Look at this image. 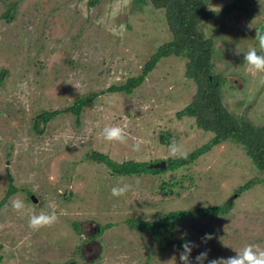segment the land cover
<instances>
[{"label":"rangeland","instance_id":"1","mask_svg":"<svg viewBox=\"0 0 264 264\" xmlns=\"http://www.w3.org/2000/svg\"><path fill=\"white\" fill-rule=\"evenodd\" d=\"M92 1L0 0V69H6L0 83V199L9 176L15 188L0 207V264H181L185 240L198 245L192 264L206 250L211 260L233 257L248 244L264 248L263 184L235 191L264 173L238 143L222 141L186 165L157 173L113 174L88 156L98 150L117 161L154 162L172 157L173 138L189 152L213 135L193 116H176L197 89L184 74L185 57H162L130 93L108 88L139 73L156 47L171 38L163 9L132 0ZM231 1L205 0L216 13L200 27L213 41L221 103L264 126V73L253 74L244 62L249 48L261 51L255 33L264 31V0H242L223 12ZM11 4L14 15L4 17ZM90 92L95 95L78 115L60 111L45 123L39 119L35 128L41 111L65 108ZM107 125L124 127L127 144L105 141ZM137 139L141 150L134 152ZM121 177L132 187L116 197L111 189ZM17 198L25 205L20 212L12 208ZM222 203L232 205L222 214L179 220L162 237L126 222ZM41 211H55L59 220L33 231L29 217ZM96 224L103 229L94 227L97 243L90 241V249L82 242ZM205 234L213 239L202 242Z\"/></svg>","mask_w":264,"mask_h":264},{"label":"trees","instance_id":"2","mask_svg":"<svg viewBox=\"0 0 264 264\" xmlns=\"http://www.w3.org/2000/svg\"><path fill=\"white\" fill-rule=\"evenodd\" d=\"M94 1L96 0L92 2ZM132 2L136 5L149 2L155 7L163 9L164 17L172 36L169 40L164 41L156 47L143 63L139 73L128 76L123 82L111 84L108 87L109 90L130 93L133 88L142 83L148 72L154 68L162 57L169 55L185 57L184 74L195 81L197 89L190 102L176 111V116L178 118L182 116H193L199 127L204 130L213 131V135L204 143L187 152V158L180 156L166 158V166L164 168L148 166L153 160H134L129 158L117 161L110 158L107 153L98 150H92L88 153V156L99 162H104L113 174L132 175L134 173L141 174L145 172L157 173L186 165L202 153L210 150L214 145L225 140H231L238 143L251 158L258 170L264 173V126L254 125L248 120L235 116L220 101L219 87L221 79L220 75L213 71V41L204 35L200 27L202 19L215 15L216 10L206 8L204 6L205 0H132ZM240 2L242 0H232L222 8V11H230ZM13 12L14 5L11 4L2 15L9 18L14 15ZM5 75L6 69H0V83ZM94 95V92H90L86 95L79 96L72 105L62 109L41 111L34 118L35 128L38 129L39 127L37 123L39 119H42L45 123L60 111L70 110L78 115L83 105L89 102ZM161 139H164V135H161ZM167 139L168 141L170 140L169 138ZM156 160L158 161L160 158H156L154 161ZM8 179L9 186L3 198L0 199V207L15 190L11 176ZM163 182L165 184L173 183L172 180H163ZM257 182H261L264 186V176L249 178L246 182L239 185L235 191L239 194ZM231 205L222 203L200 205L194 209L170 210L162 213L158 219L154 220L131 216L126 219V222L130 228L146 231L153 238L162 237L167 231L174 232L175 223L179 220L194 217L197 214L204 216L222 214ZM74 227L78 230L80 224L75 222ZM102 229L103 226H100V232ZM1 259L2 255L0 254V261Z\"/></svg>","mask_w":264,"mask_h":264},{"label":"clouds","instance_id":"3","mask_svg":"<svg viewBox=\"0 0 264 264\" xmlns=\"http://www.w3.org/2000/svg\"><path fill=\"white\" fill-rule=\"evenodd\" d=\"M255 39L258 41L259 53L255 47H251L244 54V62H246L248 69L253 74L255 73H264V31L256 29ZM264 83V80H262ZM102 136L105 141L116 142L119 144H127L128 134L125 131V128L119 125H107L102 129ZM142 141L137 139L132 145L131 149L134 152H139L141 150ZM169 154L173 157L180 156L182 158H187V152H185L182 146L173 138L169 145ZM137 183L139 181L137 180ZM131 185L124 183L123 177L117 182L115 186L111 189V194L113 196L119 197L125 195L128 191L131 190ZM12 208L17 212H20L24 209L25 205L20 199L12 200ZM59 220V217L55 211L51 213H45L41 211L39 214L33 213L29 217L28 226L33 231H38L42 228H49L54 226ZM181 239H184V235L181 236ZM213 239L211 234H205L202 237V242L206 243L207 241ZM182 251L179 254V259L181 264H192L191 252L193 248L198 247L191 241L185 240L181 245ZM236 255L233 257H220L216 259L208 260V251L200 252L195 257L196 264H204L205 260H208V264H264V248H261L257 244H248L245 245L241 250L236 251ZM175 259V258H174Z\"/></svg>","mask_w":264,"mask_h":264},{"label":"flooded vegetation","instance_id":"4","mask_svg":"<svg viewBox=\"0 0 264 264\" xmlns=\"http://www.w3.org/2000/svg\"><path fill=\"white\" fill-rule=\"evenodd\" d=\"M94 227L96 228V229H99L100 228V225L99 224H96L95 226H91L90 227V232L88 231L85 235H86V239L82 242L83 244L82 245H85V246H88L89 248H90V241H92V242H95V243H97V240H96V238H94L93 237V235H91L92 234V231H93V229H94ZM91 249V248H90ZM75 264V263H74ZM83 264H86V263H83Z\"/></svg>","mask_w":264,"mask_h":264},{"label":"water","instance_id":"5","mask_svg":"<svg viewBox=\"0 0 264 264\" xmlns=\"http://www.w3.org/2000/svg\"><path fill=\"white\" fill-rule=\"evenodd\" d=\"M148 166H150V167H157V168H164L166 166V162H165V159H160L158 161H154L152 163H149ZM234 195H236V193H234L232 196H234ZM30 198L33 201L36 200V197H35V195L33 193L30 194Z\"/></svg>","mask_w":264,"mask_h":264}]
</instances>
